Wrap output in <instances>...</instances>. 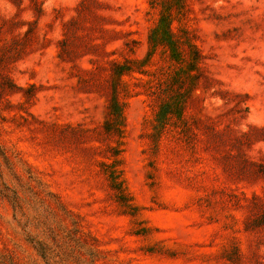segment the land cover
I'll return each mask as SVG.
<instances>
[{
	"label": "rangeland",
	"instance_id": "374dc122",
	"mask_svg": "<svg viewBox=\"0 0 264 264\" xmlns=\"http://www.w3.org/2000/svg\"><path fill=\"white\" fill-rule=\"evenodd\" d=\"M0 264H264V0H0Z\"/></svg>",
	"mask_w": 264,
	"mask_h": 264
},
{
	"label": "trees",
	"instance_id": "16d2710c",
	"mask_svg": "<svg viewBox=\"0 0 264 264\" xmlns=\"http://www.w3.org/2000/svg\"><path fill=\"white\" fill-rule=\"evenodd\" d=\"M119 75H121L123 72L119 71L117 72ZM112 107H113V112L115 113L114 116H121L122 110H121V105L120 103L115 99L111 102Z\"/></svg>",
	"mask_w": 264,
	"mask_h": 264
}]
</instances>
